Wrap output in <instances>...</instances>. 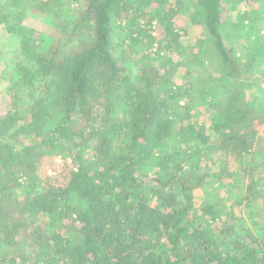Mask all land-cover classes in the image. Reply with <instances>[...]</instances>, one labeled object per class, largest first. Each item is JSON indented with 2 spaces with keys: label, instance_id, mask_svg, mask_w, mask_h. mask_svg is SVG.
<instances>
[{
  "label": "trees",
  "instance_id": "16d2710c",
  "mask_svg": "<svg viewBox=\"0 0 264 264\" xmlns=\"http://www.w3.org/2000/svg\"><path fill=\"white\" fill-rule=\"evenodd\" d=\"M259 1L0 0L12 43L0 64V140L12 141L0 142V264H264L260 221L214 228L226 197L264 201L263 116L245 100L264 83ZM240 3L249 10L230 20ZM31 13L51 21L53 43ZM183 14L203 30L201 54L183 43ZM235 31L251 46L242 58L225 44ZM182 70L204 80L210 121L175 84ZM46 159L65 165L61 180L39 178Z\"/></svg>",
  "mask_w": 264,
  "mask_h": 264
},
{
  "label": "rangeland",
  "instance_id": "374dc122",
  "mask_svg": "<svg viewBox=\"0 0 264 264\" xmlns=\"http://www.w3.org/2000/svg\"><path fill=\"white\" fill-rule=\"evenodd\" d=\"M262 3V4H261ZM259 6V10L263 11L264 14V0L262 2L257 3ZM261 4V5H260ZM73 11L76 12L77 7L75 4H72ZM248 5L245 6V3H240L237 5L236 9H232L230 6L226 10L227 17L230 20L235 21L237 14H242L244 11H248ZM28 14V11H27ZM32 14V13H31ZM188 15V13H187ZM187 15H182L180 17V21L182 22V26L186 29L184 41L186 48H189L191 51H197L199 49L198 42L199 38H203V30L193 25L191 22L187 20ZM26 24L32 28H36L39 30L40 41L42 42V46H47L50 43H53L58 37L56 36V31L51 28V21L43 17L41 15L32 14L31 18L27 19ZM244 32L243 31H235L229 34H225V44L228 46V48L234 49V52L239 55V57H245L248 53L251 52V46L247 47L245 46V38H243ZM53 37V38H52ZM44 41V43H43ZM44 44V45H43ZM12 47L11 39L9 35L5 34L1 27H0V64L2 72H4V69L7 66L8 61L11 58L10 55V48ZM2 51V52H1ZM201 54V52H204L203 50H198L197 53ZM169 61V60H168ZM167 61V62H168ZM203 68V67H202ZM201 72V69H200ZM198 73L187 76L184 74L183 70L176 74V77L174 78L175 84L178 86H183L184 88L186 86H191L190 93L193 98V102L195 103V110H198L200 112H203V120L202 121H210V117L213 115H210V113H207V106L204 104V97L202 95V88L204 87V80L198 78ZM264 79V78H263ZM248 90H246V103L250 108H253L254 110H258L262 113V119L261 124H263L262 127L259 128V134L260 136L264 135V93L262 90H264V83L263 85L258 86V84L255 83V81H250L248 83ZM1 90V88H0ZM186 95H184L185 97ZM188 98V97H185ZM189 100V99H188ZM3 101V95L0 93V114L4 113L6 111L7 106L2 102ZM202 117V116H201ZM1 143H11V140L8 139H1ZM54 158V157H52ZM56 159H52V161H49V159L44 160L41 162V164L38 165V176L41 179H44V183H54L58 180H61L60 177V170L63 168V166H60L59 163L55 162ZM50 177V178H48ZM227 181L232 182L231 179H228ZM235 184V183H234ZM211 190V189H208ZM205 188L200 187L196 189L195 191V208L197 212H203L202 207H204L205 199L207 198V194L205 193ZM223 195L226 197L227 192L224 191ZM245 195V194H244ZM237 196L232 194L231 196L226 197L227 200V206L228 208L222 210V219H220L218 222L214 223V228L217 230H221L223 228V225L231 223V217L230 215H233L234 218H241L244 217L245 222L247 226L252 227L253 220H258L263 225L264 224V216H259L260 212L264 210V201H259L255 204H246L245 202L243 205H236L237 203ZM242 197V196H241ZM199 212V214H200ZM207 218H210L207 216Z\"/></svg>",
  "mask_w": 264,
  "mask_h": 264
}]
</instances>
